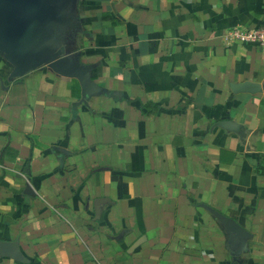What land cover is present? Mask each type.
<instances>
[{
    "label": "crops",
    "instance_id": "1",
    "mask_svg": "<svg viewBox=\"0 0 264 264\" xmlns=\"http://www.w3.org/2000/svg\"><path fill=\"white\" fill-rule=\"evenodd\" d=\"M74 13L87 100L45 66L9 81L0 55V264H264V50L222 41L264 25V0Z\"/></svg>",
    "mask_w": 264,
    "mask_h": 264
},
{
    "label": "water",
    "instance_id": "2",
    "mask_svg": "<svg viewBox=\"0 0 264 264\" xmlns=\"http://www.w3.org/2000/svg\"><path fill=\"white\" fill-rule=\"evenodd\" d=\"M76 0H0V55L10 65L8 80L21 78L40 68L48 67L62 77L74 78L87 100L95 89L90 82L91 66H83L71 56L68 33L80 31L74 13ZM234 94L260 92L257 84L245 82L232 88ZM218 126L240 134L231 121ZM225 229L231 242L247 236L233 220L210 210ZM236 237V238H235ZM0 242V248L4 247Z\"/></svg>",
    "mask_w": 264,
    "mask_h": 264
},
{
    "label": "built area",
    "instance_id": "3",
    "mask_svg": "<svg viewBox=\"0 0 264 264\" xmlns=\"http://www.w3.org/2000/svg\"><path fill=\"white\" fill-rule=\"evenodd\" d=\"M225 45L240 44L264 50V25L257 27L236 26L228 29L222 37Z\"/></svg>",
    "mask_w": 264,
    "mask_h": 264
}]
</instances>
